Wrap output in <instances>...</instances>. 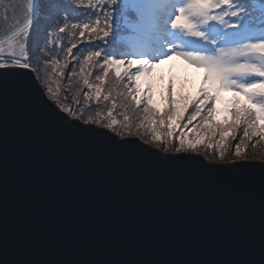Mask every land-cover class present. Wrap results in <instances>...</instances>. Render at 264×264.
<instances>
[{
	"label": "water",
	"instance_id": "water-1",
	"mask_svg": "<svg viewBox=\"0 0 264 264\" xmlns=\"http://www.w3.org/2000/svg\"><path fill=\"white\" fill-rule=\"evenodd\" d=\"M26 8L0 0V40ZM38 8L35 0V17ZM0 78V264L264 260V160L209 162L118 139L61 112L33 70L9 66Z\"/></svg>",
	"mask_w": 264,
	"mask_h": 264
},
{
	"label": "snow or ice",
	"instance_id": "snow-or-ice-1",
	"mask_svg": "<svg viewBox=\"0 0 264 264\" xmlns=\"http://www.w3.org/2000/svg\"><path fill=\"white\" fill-rule=\"evenodd\" d=\"M34 3L35 0H27V8L23 14V19L17 21L14 30L7 36L6 41L0 40V55L4 53L5 44L13 50L18 45L21 53V57L19 59L13 58L10 64L0 62V69L9 66L29 68L26 41L30 35L32 22L35 19ZM78 6L93 10L106 6L109 10L103 12L104 25L100 26V17L96 11H93L91 15L97 17L95 23H84L82 25L78 22L71 23L69 29L68 14L65 12L63 13L65 23L64 26L59 27V33H64L68 29L73 35L76 31H79V35L83 37L85 30H90L94 39L104 41L113 33L115 27L113 11H119L129 37L134 38L137 43H143L144 38H149L148 46L151 47L160 39L162 33L161 22L167 18L168 25L172 30H176L192 39L182 42L185 50H182L179 44L168 42L165 45L166 51H164L163 57L157 59L172 55L204 70L196 101L189 100L178 108V104L181 102L172 96L169 89L165 109L161 112L160 109L151 106L152 98L150 94H145L142 98L140 95V81L152 67H155V62L143 59L138 61L136 58L117 59L113 52L106 49L89 51L88 55L84 57L80 72L77 74L73 69L68 78L71 81L75 77L78 82L82 81V87L89 89V92L84 96L85 100H100L104 78L109 75V68H112L117 78H121V67L127 65L125 75L132 82V87L129 88L128 84H124L123 87L128 90V95H131V101L134 102L136 107L141 104L144 105V119L147 123L141 124L140 127L146 128L151 133V142H159L157 146L163 145L165 152L173 144H175V153L196 152L199 151L198 146L203 145L209 152L215 148L221 162L229 154L240 160L243 158L248 142L252 141L254 137H260L264 140V28L257 27V25L264 26V0H183L182 6L175 8L174 14L170 17H167L168 8L170 7L169 0H89L86 5L83 0H79ZM21 37H23V42H21ZM76 47L77 45L73 43L71 47L67 48V54L70 55ZM95 47L99 48V45ZM102 56L103 62L100 67L103 69V76H96L95 79L98 83L90 82L88 79L90 73H85V66ZM53 63L55 65L53 71L62 76L69 61L65 56L64 62L56 63L54 61ZM137 64L138 69L135 74L128 71L132 65ZM36 76L40 78L39 65H37ZM5 83L0 78V111L3 108ZM225 90H230L237 96L243 97V102L236 100L225 107L224 112L229 114V118L215 123L220 93ZM47 92L49 99L59 106L61 112H69V108L64 106L58 99V89L57 92H54L49 87ZM147 92L150 93V86ZM36 93L40 103L53 113L57 119L62 120V117L58 116L45 104L41 95L38 92ZM121 95L127 100L128 95L124 93H121ZM109 98L108 95L103 96L104 100ZM73 101L78 102L75 96H73ZM192 103H195V109L187 116V123L183 124L182 127L187 128L199 117L198 124L193 125L197 133L196 138L189 139L183 130L180 131L178 136H175L173 126L181 128L180 121L184 120V113ZM115 106L113 104V108ZM112 116V111L109 110L110 122L103 123L99 119H86L82 114L78 118L83 120L85 124H96L110 131H116L114 126L117 125V120ZM128 120L129 117L125 115L124 128L131 135L133 134L132 125L127 123ZM238 129H242L243 134L233 150L231 141L236 139ZM81 130L85 133L92 131L83 128ZM94 134L104 136L100 132H94ZM117 134L120 133L117 132ZM217 135L218 139H216ZM174 136L175 140H173ZM147 142L146 140L145 143ZM258 143L259 141H256L252 144V147L255 148ZM115 144H133L149 154L157 155L132 142H115ZM157 156L161 161L173 159ZM175 159L188 160L204 165L199 159L184 157ZM260 264H264V260Z\"/></svg>",
	"mask_w": 264,
	"mask_h": 264
},
{
	"label": "trees",
	"instance_id": "trees-1",
	"mask_svg": "<svg viewBox=\"0 0 264 264\" xmlns=\"http://www.w3.org/2000/svg\"><path fill=\"white\" fill-rule=\"evenodd\" d=\"M88 2L89 0H83L85 5L88 4ZM78 5L79 0H39L38 13L35 20L32 22L30 35L26 41L29 69L33 70L36 75L37 65H39L40 78H38V80L40 83L46 88V90L51 87L54 92H57L58 89V99L66 107H76L75 110L70 107V110L78 113L75 117L78 120L83 122V120L78 118L82 114L86 119H99L102 123L106 121L110 122L111 118L108 117V112L111 110L113 114L112 118L117 120V125L114 126L116 131H110L107 129L109 132L118 137L131 136L139 138L144 141V143L147 140V143L153 144L150 138L151 133L148 132L146 128L140 127L141 124L147 123L144 119V105L141 104L139 107H136L134 102L131 101V95H128V90L123 87L124 84H128L129 88L131 86L127 75L121 73V78H117L115 72L110 67L109 75L104 78V87L102 89L101 98L98 101L95 99L85 100L84 96L89 92V89L87 87H82V81L78 82L75 77H73L71 81L68 79L72 74L73 69H75L77 74L80 72L84 57L88 55L89 51L106 49L113 52L115 57H117L120 53H122V51L126 53V50L131 49V45L133 44L145 49L150 48L148 46V38H144L143 43H137L134 38L129 37L128 30L124 27V21L119 11H113L115 27L113 33L110 34V36L104 41L94 39L90 30H85V35L83 37L79 35V31H76L75 35H73L68 29H66L64 33H59V27L64 26L65 23V17L63 15L65 12L68 14L69 29L71 23L78 22L81 25L84 23H95L97 17L91 15V12L93 11H96L100 17V26L102 27L104 25L105 21L103 18V12L109 10L106 6H101L93 10ZM257 27L264 28V26L260 25H257ZM49 33H51V35H49ZM49 41H51V43H49ZM73 43H75L77 47L73 49V52L70 55H68L67 48L71 47ZM96 45H99V48H96ZM133 50L134 49H131V51ZM65 56H67L69 63L64 69L63 75L59 76L57 75V72L53 71L55 66L53 62L62 63L65 60ZM5 57L11 59L14 58L13 56ZM102 62L103 56L96 58L94 62L85 66V73H90V75H88L90 82L98 83L95 79L96 76H103V69L100 67ZM185 78L186 81L189 80L188 82L192 81L189 77ZM176 81L177 79L169 81L166 91L169 92V89L172 91V89L176 87L182 88L184 97L178 98L177 101L181 102L178 104V108L182 107V104L188 102L189 100L196 101L200 89L195 91L192 88V84L188 82H178V85H176ZM191 90H194V96L191 95ZM121 93L128 95L127 100L124 99V96H122ZM104 95H108L110 98L108 100H104ZM73 96L76 97V101L78 102L73 101ZM113 104L116 105L115 108H113ZM165 105L166 101L160 108H156L154 106L152 107L160 109L162 112L165 109ZM194 109L195 103H192L188 107V110L184 113V120L180 121L181 127L183 124L187 123V116L190 115ZM125 115L129 117L127 123L132 125L133 134L131 135H129L127 130L124 128ZM226 119L228 118L225 117L224 120ZM199 121L200 118L198 117L196 121H193V123L189 124L187 128H184L186 131H189L186 132L189 136L197 134L193 125H197ZM214 122L219 123L216 121ZM173 127L175 128V125ZM117 132L120 134H117ZM242 134V129H238L236 139H239ZM236 139L232 140L231 143L235 142ZM174 147L175 144L170 146L169 149L174 151ZM198 148L199 151L193 153H204V155H202L206 159L211 160L207 154L209 152L206 148L202 146H198Z\"/></svg>",
	"mask_w": 264,
	"mask_h": 264
},
{
	"label": "rangeland",
	"instance_id": "rangeland-1",
	"mask_svg": "<svg viewBox=\"0 0 264 264\" xmlns=\"http://www.w3.org/2000/svg\"><path fill=\"white\" fill-rule=\"evenodd\" d=\"M183 0H170V7L168 8L167 12V17H170L172 14H174L175 8L182 6ZM161 37L158 39L155 44H153L150 48L145 49L141 48L138 45H131V49H134L131 51V49L126 50V53L122 51L119 56L115 57L117 59L119 58H124L125 60L127 59H133L136 58L138 61L140 59L143 60H151L155 62V67H152L151 70L148 72L146 76H144L141 81H140V95L141 98L145 94H150L151 95V106H154L156 108H160L162 105H164V102L166 101L168 92L166 91L169 81L173 79H177V83L175 82L176 85H178V82H188L186 81L185 77H189L191 82H188L192 84V88L197 91L201 88L202 84V78L204 75V70L200 68H196L187 62L183 61L179 57H175L172 55H169L167 58H160L157 59L158 57H163L165 49V45L169 43H176L179 44L182 50L184 49L183 41L188 40L190 37L184 36L182 33L177 32L176 30H172L170 28V25H168L167 18H165L161 22ZM21 42H23V37H21ZM142 51L140 54H137L138 52ZM14 52V56H13ZM5 56H13L14 58H19L21 57V53L19 52V47L17 45L16 49H10L7 47L5 44V50L2 55H0V62H4L6 64H10L11 58H6ZM127 69V65L121 67V73L125 74V70ZM138 69V64L137 65H132L128 71L131 73L135 74ZM132 87V82L130 81ZM41 84V83H40ZM42 85V84H41ZM150 86V93L147 92V89ZM189 86V84H188ZM194 90H191L190 93L192 96H194ZM172 96L178 100L180 97H184L183 90L182 88H173L171 91ZM47 96L49 97V94L47 92ZM240 100L243 102V97L237 96L234 92L230 90H225L220 93V102L217 105L218 108V113L216 115L215 121L216 122H222L224 121V118L227 117L229 118L228 113L224 112V108L229 106L232 102ZM57 105V104H55ZM143 105V104H142ZM58 106V105H57ZM71 106H68L69 112ZM72 109H76V107H71ZM74 114H72V119H77L75 118L78 113L76 111H73ZM71 111V113H73ZM178 130V131H177ZM183 130L185 133L189 132L186 131L183 127L180 129L174 128V133L175 136H178L180 131ZM193 131V130H192ZM177 133V134H176ZM194 133V132H193ZM187 137L189 139H195L197 134H192L189 136L188 133H186ZM175 136L173 137V140H175ZM131 137V136H128ZM128 137H118V139H123V138H128ZM150 137V136H149ZM136 138V137H132ZM151 138V137H150ZM139 139V138H136ZM218 139V135L216 137ZM256 141H259L257 146L255 148L252 147L253 143H256ZM239 142V139L237 138L235 142H232V147L234 150L235 144ZM159 142L149 144L146 143L147 145H154L157 146ZM163 147V145H160ZM204 147L203 145H200ZM205 148V147H204ZM209 152V150H208ZM208 156L211 158L208 159L209 162L211 161H220L218 159V155L215 151V148H213L209 153H207ZM249 160H264V140L260 139V137H254L252 141L248 142L247 148L244 150L243 158L240 160H237L234 155H227L225 156L224 161H249Z\"/></svg>",
	"mask_w": 264,
	"mask_h": 264
}]
</instances>
